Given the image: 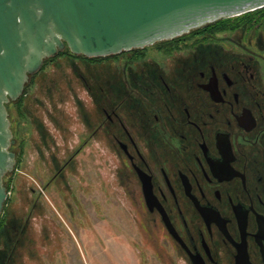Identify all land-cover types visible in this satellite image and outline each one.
<instances>
[{"label": "flooded vegetation", "instance_id": "obj_1", "mask_svg": "<svg viewBox=\"0 0 264 264\" xmlns=\"http://www.w3.org/2000/svg\"><path fill=\"white\" fill-rule=\"evenodd\" d=\"M203 40L219 45L204 52L203 64L178 67L183 74L175 81L166 79L163 67L153 76L142 73L146 81L133 74L126 94L102 110L120 128L110 133L146 211L187 264H264V6L234 28L208 29ZM186 43V37L164 39L107 55L69 50L62 56L93 63L137 60L153 50L171 55L177 49L170 47ZM72 87L84 94L78 82ZM137 169L150 184L151 203Z\"/></svg>", "mask_w": 264, "mask_h": 264}, {"label": "rangeland", "instance_id": "obj_2", "mask_svg": "<svg viewBox=\"0 0 264 264\" xmlns=\"http://www.w3.org/2000/svg\"><path fill=\"white\" fill-rule=\"evenodd\" d=\"M218 46L190 38L170 47L177 50L168 56L153 50L137 60L97 63L55 56L40 67L25 85L21 110L14 100L7 103L16 161L3 176L9 186L0 214V264H187L146 211L110 133L120 128L102 107L126 94L133 74L146 81L143 74L163 67L175 81L178 67L203 64L204 52ZM121 112L129 115L127 106Z\"/></svg>", "mask_w": 264, "mask_h": 264}, {"label": "water", "instance_id": "obj_3", "mask_svg": "<svg viewBox=\"0 0 264 264\" xmlns=\"http://www.w3.org/2000/svg\"><path fill=\"white\" fill-rule=\"evenodd\" d=\"M262 6L264 0H0V214L3 176L16 158L6 105L46 57L66 46L86 56L143 47ZM137 170L151 203L150 184ZM259 224L264 238V217ZM261 253L264 259L262 243Z\"/></svg>", "mask_w": 264, "mask_h": 264}, {"label": "trees", "instance_id": "obj_4", "mask_svg": "<svg viewBox=\"0 0 264 264\" xmlns=\"http://www.w3.org/2000/svg\"><path fill=\"white\" fill-rule=\"evenodd\" d=\"M261 7L257 8V9H254V10H250V11H246L244 13H241L239 15H235V16H229V17H224V18H220L216 21H213V22H210L208 24H205L203 26H200V27H197V28H194L192 30H190L189 32H186V33H183L179 36H176L174 38H171L169 40H182L184 39L185 37L188 39L190 38H194V37H191V36H194V35H199L200 38H204V33L208 30V29H212V31H220V30H223V29H230V28H234L236 25H238L239 23H241V21L249 16L250 14H252V12H255L256 10H259ZM189 36V37H188ZM197 37V38H199ZM196 39V38H195ZM168 41V40H167ZM69 51V48L66 46L64 49L62 50H59L56 54L54 55H51L49 57H46L42 63V66L41 67H44L46 64L50 63L53 58H55V56H62L64 54H66V52ZM34 74L31 75V79L33 77ZM30 81V80H29ZM25 89V88H24ZM22 95H20L15 101L19 111L21 110V100H22ZM11 101V100H10ZM7 106V105H6ZM8 110V109H7ZM8 183L6 184V189L8 191ZM4 217L1 216L0 217V227L3 225V222H4Z\"/></svg>", "mask_w": 264, "mask_h": 264}]
</instances>
